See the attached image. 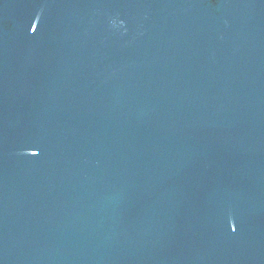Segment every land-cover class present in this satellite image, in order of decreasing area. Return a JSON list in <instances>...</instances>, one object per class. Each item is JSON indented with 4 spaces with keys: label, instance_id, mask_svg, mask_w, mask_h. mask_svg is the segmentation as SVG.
<instances>
[{
    "label": "water",
    "instance_id": "obj_1",
    "mask_svg": "<svg viewBox=\"0 0 264 264\" xmlns=\"http://www.w3.org/2000/svg\"><path fill=\"white\" fill-rule=\"evenodd\" d=\"M0 264H264V0H0Z\"/></svg>",
    "mask_w": 264,
    "mask_h": 264
}]
</instances>
